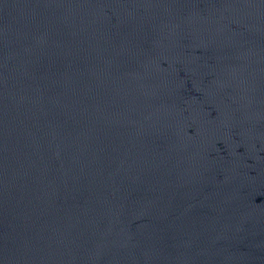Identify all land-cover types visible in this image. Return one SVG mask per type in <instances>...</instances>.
<instances>
[{
	"label": "water",
	"instance_id": "95a60500",
	"mask_svg": "<svg viewBox=\"0 0 264 264\" xmlns=\"http://www.w3.org/2000/svg\"><path fill=\"white\" fill-rule=\"evenodd\" d=\"M0 264H264V0H0Z\"/></svg>",
	"mask_w": 264,
	"mask_h": 264
}]
</instances>
